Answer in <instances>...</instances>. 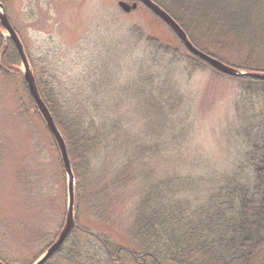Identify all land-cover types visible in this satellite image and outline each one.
I'll return each mask as SVG.
<instances>
[{
  "label": "rangeland",
  "instance_id": "obj_1",
  "mask_svg": "<svg viewBox=\"0 0 264 264\" xmlns=\"http://www.w3.org/2000/svg\"><path fill=\"white\" fill-rule=\"evenodd\" d=\"M0 1L24 45L35 76L52 81L66 109L91 112L97 123L107 119V126L111 120L122 118L121 134L127 131L152 145L146 132L155 120L141 90L147 87V93L157 96L152 87L142 82L144 73L157 75V69L154 71L152 66L156 53L153 54L146 39L157 37L184 51L166 25L140 5L136 10L124 12L118 5L121 0ZM251 1L255 0H237L232 14L241 17L242 24L246 22V30L259 26L264 32V0H258L259 8L253 9ZM189 3L181 1L184 11L192 16L197 8L193 4L195 9H190ZM215 6L212 3L201 9L198 21L216 15L212 14ZM227 22L228 28H235L240 21L227 17ZM2 32L7 35L4 28ZM194 35L202 37L198 38L200 47L229 63L264 71V44L258 47L239 40L223 45L200 33ZM167 55L171 59L169 56L175 54L172 50ZM183 55L185 59L188 57L187 52ZM161 60L166 62L165 56L161 55ZM180 63L164 68L167 75L157 80L167 78L184 97L176 111L183 117L184 125L175 121V130L171 131L178 134L190 130L186 143L190 149L185 147L184 153H177L182 148L172 147L160 153L181 160L176 167L178 172L197 176L205 175L206 171L221 172L234 157L235 148L240 149L235 136L236 104L247 84L242 78L223 75L209 66L195 69L186 60ZM18 69L23 77L24 66L20 64ZM5 80L0 96V257L10 264H32L57 239L64 226L68 181L55 140L42 117L32 114L22 80ZM18 86L27 102L20 100ZM252 100L257 102L260 98L254 96ZM21 104L28 107L26 116ZM172 133L165 137L169 144L181 141L182 137L172 138ZM106 151H101L100 160L91 169L92 176L97 178L99 167L107 166V182L126 159L119 154L123 151L114 152L110 146ZM153 151L154 147L147 151L138 167L143 177L138 175L126 188L131 198H124L102 222L88 213L86 200L80 204L84 209L80 212L82 223L103 234L112 228L109 237L126 243L125 232L131 223L135 197L163 174V168L173 167L166 164L170 159L164 162L152 155ZM83 196L88 198V191L82 192Z\"/></svg>",
  "mask_w": 264,
  "mask_h": 264
},
{
  "label": "trees",
  "instance_id": "obj_2",
  "mask_svg": "<svg viewBox=\"0 0 264 264\" xmlns=\"http://www.w3.org/2000/svg\"><path fill=\"white\" fill-rule=\"evenodd\" d=\"M153 1L181 25L191 42L201 51L235 68L259 71L258 68L234 65L210 53L198 45V38L202 37L194 35L200 33L223 45L240 40L250 45L262 46L263 28L256 26L246 30V22L242 24V18L232 14L237 0H187V3L192 4L190 9H195L193 4L196 5L197 9L192 15L194 18L189 15V11H184L182 0ZM212 3L214 6L217 3L216 11H212L216 15H209V18L198 21L201 9ZM250 7L259 8L258 0L251 1ZM227 17L238 18L240 22L235 28H228ZM2 30L0 24V96L3 92V80H22L29 105L33 109L32 114L41 117L18 69L21 60L15 44ZM146 41L153 48V54L156 53L152 66L154 71L157 69V75L152 72L142 75V82L152 87L157 96L147 93V87L141 90L143 98L149 101L151 116L155 120L146 132L152 139V145L141 142L136 135L128 134L127 131L121 134L122 118L111 120L107 126V119L97 123L91 112L66 109L54 90L52 81L42 80L40 76L37 79L36 76L41 96L67 143L75 175L76 228L46 264H264V80L242 78L247 86L241 91L236 104L238 127L235 129L240 149L235 148L234 157L227 166L221 172L206 171L205 175L200 176L178 172L176 167L181 160H173V156H162L160 152L172 147H175L174 150L182 148L177 153H184L185 147L190 149L186 144L190 130L184 129L178 134L171 131L175 130V121L184 125L183 117L176 113L182 106L184 97L170 80L157 79L163 74L167 75L164 68L174 63L181 64L182 59L195 69L207 65L190 54L179 39L184 51L157 37L148 36ZM172 50L175 55H170L169 59L166 56ZM184 52H187L186 59ZM161 55L165 56L166 62L161 60ZM16 91L19 92L20 100L27 102L19 86ZM254 96L260 100H252ZM256 104L260 105L258 109ZM20 107L24 109L22 114L26 116L28 107L24 104ZM19 111L18 109L17 113ZM175 115L178 116L173 119ZM170 133L172 138L182 137L181 141L169 144L165 137ZM109 146L114 152L123 151L119 154L126 160L107 182L108 167L100 166L97 177L100 180L97 181L92 176L94 171L91 168L96 160H100L101 151L106 153ZM153 147L152 155L164 162L170 159L166 164H173V167L163 168V174L154 182L148 183L135 197L132 202L131 223L125 232L126 243L115 242L109 237L113 234L112 228H109L107 234H103L92 231L82 223L80 212L84 209L80 204H84L86 200L90 209L88 213L102 222L110 217V212L124 198H131L126 188L139 178L138 175L143 177L138 167L144 161L142 157ZM173 169L175 170L170 172ZM63 174L65 175L64 170ZM86 191L89 197L81 198L82 192ZM0 259L5 264H10L5 259Z\"/></svg>",
  "mask_w": 264,
  "mask_h": 264
},
{
  "label": "water",
  "instance_id": "obj_3",
  "mask_svg": "<svg viewBox=\"0 0 264 264\" xmlns=\"http://www.w3.org/2000/svg\"><path fill=\"white\" fill-rule=\"evenodd\" d=\"M140 2L150 9L157 17H159L163 22H165L177 35V37L183 42L186 49L198 57L216 71L223 73L225 75L236 77V78H251L256 80H264V72L259 71H245L234 68L219 59L210 56L203 51L199 50L189 39L185 30L181 27V25L163 8H161L158 4L153 2L152 0H140ZM119 6L125 11L130 12L135 10L138 7V2L128 3L126 1H119ZM0 24L7 32V36L13 41L15 47L19 53L22 65L24 66L23 77L24 81L27 85L29 94L33 99L39 113L41 114L45 126L53 136L63 163V168L67 175L68 181V206L66 211V219L64 226L60 233L58 234L57 239L46 249V251L33 263V264H45L49 259H51L65 244L66 240L74 230L76 226L75 222V214H74V204H75V175L72 168L71 158L69 155V151L67 148V143L65 141L64 136L59 130L48 106L43 100L40 90L37 85V81L35 75L33 73L31 64L27 57L24 45L11 24L9 17L6 13V9L3 3L0 2ZM0 264H5L0 260Z\"/></svg>",
  "mask_w": 264,
  "mask_h": 264
}]
</instances>
